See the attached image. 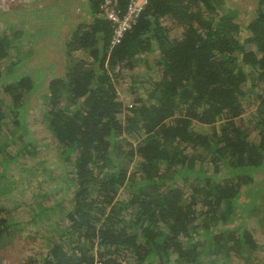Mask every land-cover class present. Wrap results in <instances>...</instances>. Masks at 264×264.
Masks as SVG:
<instances>
[{
  "label": "trees",
  "instance_id": "obj_1",
  "mask_svg": "<svg viewBox=\"0 0 264 264\" xmlns=\"http://www.w3.org/2000/svg\"><path fill=\"white\" fill-rule=\"evenodd\" d=\"M129 1L117 0L121 13ZM228 1L147 0L111 47L113 24L101 0H89L91 19L72 29L57 56L42 48L40 67L26 68L38 39L29 49L23 25L0 32V167L39 94L57 162L72 173L62 188L74 186L71 206L54 205L64 224L43 229V251L23 264H252L261 244L238 219L252 204L244 200L264 191V0L245 21ZM141 62L157 75L133 79L124 106L121 70ZM245 100L256 105V141L240 122ZM20 143L35 146L27 137ZM3 170L0 199H11L15 180ZM255 180L262 189L251 188ZM23 223L0 201V248Z\"/></svg>",
  "mask_w": 264,
  "mask_h": 264
},
{
  "label": "rangeland",
  "instance_id": "obj_2",
  "mask_svg": "<svg viewBox=\"0 0 264 264\" xmlns=\"http://www.w3.org/2000/svg\"><path fill=\"white\" fill-rule=\"evenodd\" d=\"M258 0H229L227 4L231 8H236V18L240 20H248L254 10ZM231 3V4H230ZM67 4V14L71 18V12ZM37 8V0H32L27 3L26 0H0V32L5 30H15L14 26L18 24L23 25L24 38L27 37V30L30 29L33 32H29V36L25 39V43H28V48L32 46L30 39H38L39 42L50 41L53 38V33L60 31L64 27V23L69 21L68 19L60 18V14H56L55 17L45 11L44 6L39 7L35 12H31L30 8ZM164 23L171 30L172 35L180 36L182 28L173 19L165 17ZM6 22V23H5ZM6 24L10 26L6 28ZM4 33V31L2 32ZM25 45V44H24ZM47 47L44 43L37 44L36 55L33 58L27 59L26 68L32 67L31 65H38L42 63L46 57L45 51H41V48ZM53 53V52H52ZM54 54V53H53ZM56 56L58 53H55ZM148 58H152L148 56ZM8 60H5L7 62ZM140 65H143L142 67ZM138 67L133 70L123 68L121 70L122 75L117 81V91L119 98L124 103V106L131 103L130 93L132 80L136 79L140 75V79L145 77H156V68L154 70L146 71L145 62L137 65ZM139 84V83H138ZM31 99V105L26 110L23 116L26 126L23 130L20 128L18 134H21V139L17 136L10 137L11 139L6 142L5 155L8 156V164L5 170L0 167V171L3 170L5 175L15 180L13 185L11 199L4 196L1 198V203L6 205V208L11 210V218L16 221H22L25 230L14 232L4 245L0 248V264H23V262L32 256H38L43 251L44 244H42V234L44 230L54 229L56 222L61 226L63 221L62 214L59 212L55 203H62V206H71L70 200L73 195L74 186L67 188L64 185L63 179H69L72 175L70 167L63 162H57L58 151L55 150V145L45 131L40 115L37 113L41 108L42 99L37 94ZM36 103L37 107L33 108V104ZM244 113L240 118L241 124L245 125L249 137L256 141V131L254 127V112L256 105L253 102L244 101ZM11 129L13 128L10 126ZM18 129V128H17ZM31 138L35 144H28L27 148L21 145V141H25V137ZM25 155L23 157L22 155ZM12 155V156H9ZM20 157H22L20 159ZM25 158V160H24ZM45 175H51L46 178ZM30 178V180H29ZM25 179L26 183L22 184L21 180ZM262 182L264 178L262 177ZM29 180V181H28ZM5 179H1L0 183H5ZM262 183L260 180H255L252 183L251 188L253 190L262 189ZM46 191V193H45ZM127 195L125 191L120 192V197L124 198ZM252 203L251 206L244 204L239 213L242 217L238 216L239 222L243 223L247 229L250 230L256 241L261 244V250L258 249L250 258L252 264H264V191L258 193L252 200L246 199ZM254 206L256 209L248 213L250 207ZM40 207L46 209V213H40ZM246 211V212H245ZM39 212V213H38ZM38 213L35 223H28L31 218V214ZM249 214V215H248ZM263 218V220H262ZM27 220V221H26ZM57 220V221H56ZM257 221H261L258 223ZM236 223V222H235ZM233 223V224H235ZM232 224V225H233ZM42 229V230H41ZM38 231L35 236L32 232ZM41 236V237H40ZM38 259V258H37ZM97 261V260H96ZM207 261V260H206ZM218 260L215 264H221ZM206 264H213L207 262ZM231 264H242L234 259Z\"/></svg>",
  "mask_w": 264,
  "mask_h": 264
},
{
  "label": "crops",
  "instance_id": "obj_3",
  "mask_svg": "<svg viewBox=\"0 0 264 264\" xmlns=\"http://www.w3.org/2000/svg\"><path fill=\"white\" fill-rule=\"evenodd\" d=\"M32 0H26L27 3ZM71 12V18L67 14V4ZM38 7H31V12H35L39 7L44 6L45 11L49 14L55 15L60 14V18L68 19L64 23L62 30L53 33V38L50 41L43 42L40 40L38 43H44L47 47L48 52H55L59 54L60 47H64V41L71 35L72 29L81 21H88L91 19L89 14V0H37ZM56 18V17H55ZM28 32H33L28 29ZM42 50V48H41Z\"/></svg>",
  "mask_w": 264,
  "mask_h": 264
},
{
  "label": "built area",
  "instance_id": "obj_4",
  "mask_svg": "<svg viewBox=\"0 0 264 264\" xmlns=\"http://www.w3.org/2000/svg\"><path fill=\"white\" fill-rule=\"evenodd\" d=\"M146 2L147 0H130L125 11L121 13L120 8L117 6V0H101V12L103 16L113 24V33L110 40L111 47L121 41L123 34L137 20ZM93 264L101 263L99 261H94Z\"/></svg>",
  "mask_w": 264,
  "mask_h": 264
}]
</instances>
